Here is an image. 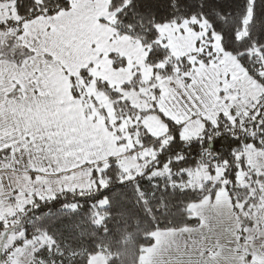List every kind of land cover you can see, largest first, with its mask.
Segmentation results:
<instances>
[{
	"label": "rangeland",
	"instance_id": "obj_1",
	"mask_svg": "<svg viewBox=\"0 0 264 264\" xmlns=\"http://www.w3.org/2000/svg\"><path fill=\"white\" fill-rule=\"evenodd\" d=\"M71 4V12H76L81 7V0H71ZM70 15V12L57 11L55 15L39 16L27 21L23 35L28 37L25 43L30 44L42 61L48 60L45 53L51 55L49 65L60 60L68 76L75 77V90L79 91L78 86H82L79 71L89 61H96V55L61 59L52 51L53 45L46 39L51 35V31H45L49 27L52 31L64 30ZM90 16L91 26L85 28L91 37L90 43L103 38V45H97L101 51L116 53L128 62L123 67L118 65L113 68V59H108L105 54L101 61H97L102 65L101 72H96L95 66L91 71L96 77L108 79L111 84H115L123 97L137 108L157 106L166 117L182 125V134L186 138L198 136L205 120L214 122L219 115L231 112H236L239 117L262 97L263 87L246 74L233 54L221 48L218 36L212 42L210 53L208 40L201 39L204 31L194 30L184 20H181L179 25L176 22L158 24L157 29L160 40L167 37L164 44L169 48L171 55L174 58H184L185 62L180 63L187 67L181 68L177 65L171 76H157L156 83L145 85L154 76L153 67L145 62L146 47L140 40L120 34L115 29L114 12L109 8V0H93ZM100 17L104 18L103 23L100 22ZM201 23L207 30V22L202 20ZM180 28L184 31L181 32ZM112 37L115 38L109 43L108 40ZM92 51L95 52L94 49ZM133 61L135 65H139L138 68L133 65ZM60 76L62 82L59 85V95L54 100L49 99L43 106L38 105L39 112L31 108L36 119H24L22 112L28 111L30 106L21 104L22 107H15L21 108L22 112L16 113V124L12 132L8 133L6 128L2 131L0 127V150L10 148L8 144L14 146V167L26 172L21 175L16 171L9 174L8 183L0 171V182L4 183L0 184V222L7 227L14 223L33 196L50 197L63 190L86 192L95 189L96 184L90 178L91 169L95 168L99 173L105 163L102 166L94 162H104L115 156L126 176L137 173L153 158L154 150L149 145L140 144L137 133L133 134L138 131L136 126L134 130L130 129L133 124L140 122L149 133L156 136L167 131V125L154 113L137 116L135 119L127 114L118 117L113 113L112 101L104 92L98 93L91 81L88 88L80 93L79 98H74L71 94L74 83L63 71ZM134 76L145 86L137 90L120 88L121 84L130 81ZM153 87L159 89L156 96L152 92ZM87 94H92L100 100L97 104L99 107H107L108 127H112L114 119H120L121 123L108 131V127L104 126L103 117L98 118L97 123L102 131L100 135L90 133L91 139L86 147H68L65 143L64 147L53 152L46 147L47 140H38L37 143L41 145L38 151L30 140H24L21 132L26 129L44 128L45 117L55 116L57 112L67 118L79 115L83 121L84 113L93 107L92 99L87 98ZM97 105L89 116L99 113ZM4 126L5 122L2 127ZM117 132L120 134L117 135ZM38 135H46V132H40ZM134 147L139 148L136 150ZM244 156L248 166L240 174L239 181L241 185H251L250 192H257L256 201L248 202L245 199L246 203H234L226 195L216 198V195L225 192L223 180L218 178V174L209 173L205 167L194 170L185 185L215 190L214 195L206 197L204 202L197 203H204L203 206L193 204L190 207L194 216H203L204 222L201 221L196 227L153 232L155 243L145 248L139 264H253L254 261L255 264H264V149L260 151L254 147L245 148ZM31 172L35 176L31 175ZM46 172L55 173L42 174ZM246 175L250 180L245 179ZM213 198L214 203L211 201ZM105 203L106 200L101 201V204ZM26 237L22 231L10 233L4 243V255L0 264H27L32 261L34 249L40 242H33ZM34 237L38 239V235L35 234ZM21 239L24 240L23 243H19ZM87 264H106L105 255L96 253Z\"/></svg>",
	"mask_w": 264,
	"mask_h": 264
},
{
	"label": "trees",
	"instance_id": "obj_2",
	"mask_svg": "<svg viewBox=\"0 0 264 264\" xmlns=\"http://www.w3.org/2000/svg\"><path fill=\"white\" fill-rule=\"evenodd\" d=\"M37 3L42 4V0ZM44 7L49 6L44 5ZM55 7L59 10L62 5L57 4ZM120 7H122L120 4L113 6L112 0H109V8L114 12L115 29L120 34H127L142 42L147 50L145 62L154 70V76L145 85L150 86L156 83L157 76L160 78L171 76L177 65L181 68L187 67L180 63L185 62L184 58H174L169 48L164 43H160L158 25H151L157 29L158 33L151 39L139 32L126 31L125 25L121 24L120 18L115 15ZM161 7L164 5L161 4ZM37 10L41 11V9ZM167 11L171 16L172 10L168 8ZM11 18L20 19L15 11ZM30 20L23 21L18 26L6 24L4 29H0V33L23 28L24 24ZM255 38L256 33L254 32L253 39ZM260 47L264 48V43H261ZM153 48L160 52L158 60L155 57H149V51ZM221 48L233 54L243 66L246 74L263 87L261 93L263 97L264 82L256 77L258 74H264V53H261L255 45L245 47L242 51L234 42L230 43L227 37L224 44H221ZM243 52L248 53L247 59H241ZM112 54V64L121 65L122 57L116 53ZM249 60L252 64H249ZM125 83L128 84L127 88H123L125 90H137L145 86L137 76ZM115 90L119 89L115 88ZM102 92L108 93V89H103ZM152 92L156 96L159 89L153 87ZM107 96L112 104L117 99L128 101L127 104L122 103L116 108L115 114L118 117L127 114L135 119L137 116L154 113L167 125V131L156 136L149 133L146 127L140 125V122L130 127L134 130L136 126L138 131H134L133 134L137 133L142 146L149 145L154 150L153 158L149 159L132 176H126L117 157H109L104 162L94 163L96 165L105 163L99 173L95 168L91 169L90 178L96 184L95 189L86 192L63 190L50 197L33 196L32 201L19 213L13 224L7 227L0 222V243L5 240V234L10 230L22 231L24 236L30 238L31 241L40 242V245L34 249L32 261L27 264H87L90 256L99 252L105 255L106 264H137L145 248L154 242L153 232L200 225V218L192 214L190 207L214 195L215 190L188 186L185 183L189 180L190 173L201 167H205L213 175L218 174V178L224 182V194L229 196L232 202L246 203L245 199L248 202L257 199V192H250L252 187L247 183L241 185L239 176L248 166L247 158L244 156L245 148L254 147L260 151L264 149V127H261L264 124L262 108L254 116L256 120L259 114L260 119L256 120L258 123L253 125V120H250L245 124L247 127L239 128L237 135H233L231 129L233 125H240L241 116L237 122L236 112H231L219 115L214 122L209 119L205 120L198 136L186 138L182 134V125L166 117L157 106L141 109L134 106L123 95L111 97L108 93ZM221 133L228 137L239 136L241 142L231 146L230 151L227 141H224L220 151L216 152L207 145ZM173 137H176V140L171 143ZM170 143L171 147H169ZM191 144L196 145L195 154L191 147H186ZM177 147L180 151L176 150ZM162 149H164L163 155L158 161L157 157L161 155ZM181 153L187 159L181 163H174L181 159ZM245 179L250 180L248 175ZM100 180L102 183H99ZM121 182L124 183L121 184ZM101 189H106L104 196L108 199L102 196L96 201L94 207H88L93 202V198L99 195ZM103 200H106L105 204H109L110 201L109 207H102L104 204H101V201ZM53 201H58L55 208L52 207ZM41 205H45L44 213L37 211ZM35 234L38 235V239H35ZM23 242V239L19 241V243ZM54 243L55 247L52 246Z\"/></svg>",
	"mask_w": 264,
	"mask_h": 264
},
{
	"label": "snow or ice",
	"instance_id": "obj_3",
	"mask_svg": "<svg viewBox=\"0 0 264 264\" xmlns=\"http://www.w3.org/2000/svg\"><path fill=\"white\" fill-rule=\"evenodd\" d=\"M92 3L93 0H81L79 10L71 12V0H42V4H38L37 0H0V21H2L0 22V29H4L6 24L18 26L23 21L35 19L41 14L51 16L55 15L57 11L70 12L71 15L64 30L52 31L51 27L45 29L46 32L51 31V35L47 36L46 39L53 45L52 51L61 59L96 55V61H89L85 67L80 69L79 77L82 86H78L79 91H76L75 77L68 76V72L64 65L60 63V60H56L49 65L48 60L51 59L49 53H45L48 60L42 61L30 44L25 43L28 41V37L23 35V28H16L12 32L0 34V127L3 126L6 120L15 116L17 112H22L21 108H15V111L10 113L9 106L12 98H17L19 103L30 106L28 111L22 112L24 119H36L31 108H35L39 112L38 105L43 106L49 99L54 100L59 95V85L62 82L61 71L74 83V88L71 90L74 98H79L80 93L88 88L90 81L96 86L98 93L103 89H108L111 97L122 95L121 91H114L116 85L111 84L110 80L96 77L91 71L95 66L96 72H101L102 65L97 61H101L105 54L108 59H111L113 55L111 52L106 53L97 47L98 44L103 45V38L95 43H90L91 37L85 31V28L91 26L90 8ZM57 4L62 5L59 10L55 7ZM112 4L113 6L122 5L115 15L120 18V23L125 25L126 31L139 32L149 39L158 34L157 29L151 27V25L168 24L172 20H175L176 24L179 25L182 18L194 30L204 31L201 39L206 38L208 40V52L210 53L212 52V42L217 36L222 45L227 37L230 43L234 42L242 51L245 47L255 45L261 53H264V48L260 47L261 43H264V0H112ZM161 4L164 7H161ZM44 5L49 7H44ZM168 8L172 10L171 16L167 11ZM37 9H41V11ZM13 11L20 19L13 20L11 18ZM99 19L101 23L104 22L103 17ZM189 20H191L190 23ZM202 20L207 22V30L201 23ZM81 25L84 27H79ZM180 31L183 32L184 29L180 28ZM254 32L256 33L255 39H253ZM114 38H110L108 42L111 43ZM166 40L167 37H164L160 40V43H166ZM89 43L90 47H88ZM197 44L199 45V41H197ZM225 47L227 50V46ZM93 49L95 52L92 51ZM149 57H155L158 60L160 52L153 48L149 51ZM247 57L248 53L243 52L241 59H247ZM121 61V67L128 63L123 57ZM132 63L135 65L134 61ZM249 64H252L251 60H249ZM115 67L116 65L113 64V68ZM135 67L138 68L139 65H135ZM256 78L264 82V74H258ZM127 87V83L120 85L121 89ZM133 87L135 86L133 85ZM87 98L92 99L93 107L88 108L84 113L83 121H81L79 115L67 118L57 112L55 116L45 117L44 128L26 129L27 135L25 132H21L24 140H30L38 151L41 148V145L37 143L38 140H47L46 147L53 152L64 147L65 143L68 147H86L91 139L90 133L95 132L96 135H100L102 131L97 123L98 118L103 117L105 127H108L109 123L107 107H102L99 109V113L89 116V113L100 103V100L92 94H87ZM122 103L127 104L128 101L116 100L112 105L113 113ZM261 111H264V108ZM259 119L260 116L257 114L256 120ZM236 120L239 122V117ZM255 122L253 120V125H255ZM120 123V119H114L112 127H116ZM112 127H108V131H111ZM261 127H264V124ZM40 132H46V135H38ZM119 134L117 132V135ZM175 140L176 137H173L171 143H174ZM224 141H227L231 151V146L238 145L241 138L239 136L228 137L221 133L211 140L207 146L219 152ZM245 142L247 141L245 140ZM171 143L169 147H171ZM186 147H191L193 154H195V144ZM176 150L180 151L179 147ZM163 151L164 149L161 150V155L157 157L158 161L161 159ZM186 159L187 157L181 153V159L174 161V163H181ZM157 166L159 167V164ZM123 183L121 182V184ZM105 191L106 189H101L99 195L93 198V202L88 207H94L96 201L102 196L104 199H108L104 196ZM57 202H52L53 208H55ZM109 204H104L102 207L107 208ZM37 211L44 213L45 205L39 206ZM53 240L55 241V237H53ZM52 246L55 247L56 244L54 243ZM253 264H255V261Z\"/></svg>",
	"mask_w": 264,
	"mask_h": 264
},
{
	"label": "crops",
	"instance_id": "obj_4",
	"mask_svg": "<svg viewBox=\"0 0 264 264\" xmlns=\"http://www.w3.org/2000/svg\"><path fill=\"white\" fill-rule=\"evenodd\" d=\"M25 26H26V23L24 24V27L23 28H25ZM14 103H15V105H14ZM21 104L22 103H19L18 102V100H17V98H12V100H11V105L9 106L10 108H9V111H10V113H11V111H15V107H18V105H19V107H22L21 106ZM14 106V107H13ZM101 107H99L98 105H97V107H96V109L97 110H99ZM16 116H12V118L11 119H8V120H6L5 121V123H6V126H4V127H1V130L3 131L5 128L7 129V132L9 133V132H12V129H13V127L15 126V124H16V118H15ZM14 143V142H13ZM7 146H10V148H7V149H2L3 151H2V153L0 154V171L1 172H3V174H4V177L3 178H6L5 179V181H7L8 180V183H9V174H13L14 173V171H16V172H18V174L19 175H21L22 173H26L24 170H20V169H16L15 167H14V163H13V160H12V158H13V155H14V146H11V145H7ZM1 151V150H0ZM100 161V160H99ZM95 163V162H94ZM21 172V173H20ZM51 173H55V172H46V173H42V174H48V175H50ZM31 175H33V176H35V174L34 173H30ZM3 178H2V180H3ZM4 181V182H5ZM0 184H4L3 183V181L2 182H0ZM12 189V188H11ZM225 194L223 193V194H221V195H216L215 197L216 198H218V197H221V196H224ZM214 197V198H215ZM214 198L211 200L212 201V203H214ZM205 200H202L201 202H204ZM204 205V203H202L201 205L200 204H196V206H198V207H201V206H203ZM195 206V205H194ZM207 210V209H206ZM199 218H200V220L202 221V222H204V218H203V216H199ZM206 224V223H205ZM10 233H13V231L12 230H10V231H8V232H6V234H5V241H7V239H8V236L10 235ZM95 255V254H94ZM94 255H92V256H90V258H89V261L91 260V258L94 256ZM142 257V256H141ZM88 261V262H89ZM140 261V260H139ZM137 264H139V262L137 263Z\"/></svg>",
	"mask_w": 264,
	"mask_h": 264
},
{
	"label": "built area",
	"instance_id": "obj_5",
	"mask_svg": "<svg viewBox=\"0 0 264 264\" xmlns=\"http://www.w3.org/2000/svg\"><path fill=\"white\" fill-rule=\"evenodd\" d=\"M250 106L242 113L240 125L239 126L233 125V128L231 129L233 135H237L239 132V128L244 127L247 122H249L250 120H255L254 116L256 115V113H258L259 110L264 107V96L261 97V99H259L255 103H252ZM255 123H258V122L256 121ZM208 156H210L209 153H208ZM4 243H5V240H3L0 243V262L3 260Z\"/></svg>",
	"mask_w": 264,
	"mask_h": 264
}]
</instances>
